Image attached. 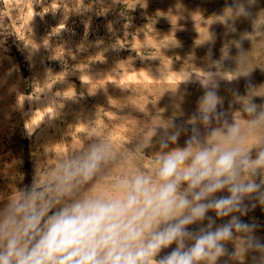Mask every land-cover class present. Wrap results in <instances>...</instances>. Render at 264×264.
<instances>
[{
	"label": "clouds",
	"instance_id": "clouds-1",
	"mask_svg": "<svg viewBox=\"0 0 264 264\" xmlns=\"http://www.w3.org/2000/svg\"><path fill=\"white\" fill-rule=\"evenodd\" d=\"M255 3L232 0L215 21L225 25V35L235 33L234 21L251 20ZM260 23L230 42L235 57L226 44L213 59L209 47V63L167 90L177 102L172 116L155 107L158 100L151 102L154 113L121 101L118 119L107 127L95 123L96 113L78 123L84 125L78 143H46L34 152L30 185L17 187L25 176L14 171L10 193L0 194V264H264V236L258 235L264 225L243 219L264 208V102H255L264 86L252 80L254 68H264L254 63L264 52ZM244 40L252 51L244 50ZM227 60L236 67H226ZM165 75L159 71L155 79ZM241 78L245 93L227 88L225 107L221 84ZM181 84L202 89L187 119ZM130 106L142 118L126 114ZM116 123L126 125L119 139L110 133ZM39 125L26 122L27 138ZM22 165L13 158L7 167Z\"/></svg>",
	"mask_w": 264,
	"mask_h": 264
},
{
	"label": "rangeland",
	"instance_id": "rangeland-1",
	"mask_svg": "<svg viewBox=\"0 0 264 264\" xmlns=\"http://www.w3.org/2000/svg\"><path fill=\"white\" fill-rule=\"evenodd\" d=\"M241 2L247 5V0ZM231 3L232 0H0V194L10 193L14 171L25 176L17 187L30 185L33 153L42 150L44 144L71 139L73 144L78 143V134L84 130V125L78 123L93 119L96 113L95 123L107 127L106 121L118 119L116 106L121 101L141 110L147 105L154 113L152 103L158 100L155 107L166 109L165 118L172 116L177 102L167 90H174L189 70L199 72L209 63V47L213 59L220 58L226 44L229 56L235 57L237 49L230 43L232 40L253 32L257 22L264 31V0H256L250 6L253 18L235 20L236 32L225 35V25L215 21V16L222 15ZM212 33L213 42H204ZM243 48L252 51V42L244 40ZM254 50L259 55L258 46L254 45ZM261 56L254 63L264 66V52ZM225 66L236 67L233 60H227ZM159 71L166 73L163 79H155ZM252 80L258 87L264 86V68L256 66ZM229 87L244 94L245 80L221 84L219 94L226 97L225 107L231 99ZM179 90L185 93L180 109L185 113L182 119H187L202 89L181 84ZM255 102H264V97L257 96ZM124 112L142 118V113L131 106ZM27 121L29 126L40 123L31 139L25 133ZM125 131L123 123L110 129L117 139ZM186 138L182 135L178 145L182 147ZM13 158L22 159L23 165L9 169ZM221 194L226 193L217 195ZM250 218L264 225V208L257 206L243 217ZM258 235L264 236V229ZM174 247L175 244L164 252Z\"/></svg>",
	"mask_w": 264,
	"mask_h": 264
}]
</instances>
